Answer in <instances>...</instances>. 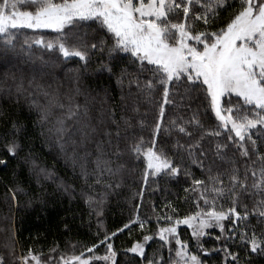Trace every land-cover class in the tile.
<instances>
[{
    "label": "snow or ice",
    "instance_id": "obj_1",
    "mask_svg": "<svg viewBox=\"0 0 264 264\" xmlns=\"http://www.w3.org/2000/svg\"><path fill=\"white\" fill-rule=\"evenodd\" d=\"M228 9L232 11L223 26L212 30L214 21ZM199 24L204 27L198 28ZM23 29H51L57 35L54 39H46L44 35L26 36L19 45L21 48L42 45L64 58L78 57L85 66L93 52L103 55L107 50L109 60L115 59L114 52L130 53L133 64L138 62V73L147 78L141 82L136 76L129 83H135L150 103L153 93L160 92L158 113L151 127L152 139L146 141L141 136L128 145L132 156L142 159L145 164L142 186L133 194V199L141 201L135 205L134 218L78 254H60L56 264H95L97 260L117 264V250L110 239L130 225H139L142 238L136 239L126 252L137 254L144 264H208L202 256L211 257L221 252L223 264H240L239 252L231 250L237 242L242 249L264 254V227L258 232L251 224V218L255 217L264 226V152L261 151L264 146V140H261L264 137V0H0V48L5 52L14 51ZM85 29L94 34L93 39L97 42L85 40L88 34ZM100 33L111 34L110 39L114 42L109 45ZM99 67L109 73L113 71V65L103 60L99 61ZM125 75H128L127 69H121L118 82L122 83ZM180 84L185 86L186 94L195 93L197 98L203 96L205 112L214 113V126L206 127L196 112L188 120L179 117L165 122L166 108L174 103L173 86ZM21 87L22 84L18 85L17 91ZM53 108L62 113L55 119L58 134L65 132L68 120L81 116V105H65L52 99L49 105L40 109L41 121L50 119ZM87 111L85 107V116ZM122 119L131 127V117ZM113 124L119 138L120 123L113 120ZM139 125L145 127V121L140 120ZM89 128L96 131L89 123L82 124L85 139ZM190 128L197 130L198 135ZM173 130L179 135L169 147L162 137L168 134L170 139ZM19 131L20 126L13 123L11 138L7 133L4 135L3 148L10 156H16L21 147L16 138ZM104 135L111 137L112 133L106 131ZM222 135L227 142L216 144L215 156L229 163L231 168L227 172L213 173L212 164L205 165L203 158L207 153L203 144L206 139ZM180 136L185 137L186 142L181 143ZM230 145L235 147L239 158H244L242 175L237 157L225 156ZM115 147L114 155H123L119 144ZM6 163V159H0V165ZM111 164L112 161L105 160L101 165L98 158L95 185L103 182L112 188L111 184L102 181L105 172L115 175ZM185 164L198 165L207 176L194 178ZM122 167L119 165L117 171ZM249 172L253 178L251 183L248 182ZM82 173L86 187L92 189L93 185L87 183L86 166H82ZM181 173L192 179L190 186L183 189L184 197L177 198L183 199L184 203L191 200L196 210L181 215L169 200L162 212L158 213L152 203L153 215L142 216L149 179H175ZM225 175L227 182L223 178ZM19 191L22 189L11 190L12 199H16ZM100 195L98 199L97 194L84 193L85 202L90 207L95 206L97 217L103 215L107 193ZM249 199L253 200L251 207L246 202ZM153 219L157 224L154 232L146 228ZM181 225L191 229L190 239L181 238ZM212 228L218 229L220 235L214 237L212 247H206L205 238L212 235L208 231ZM150 242H156L157 247L148 256L146 247ZM101 246L105 247L104 254L94 255ZM5 247L8 253L7 256L0 253V264H51L54 259L49 255L45 260L43 254L31 248L26 254L17 255L14 241ZM57 251L58 246L50 249V253Z\"/></svg>",
    "mask_w": 264,
    "mask_h": 264
},
{
    "label": "trees",
    "instance_id": "obj_2",
    "mask_svg": "<svg viewBox=\"0 0 264 264\" xmlns=\"http://www.w3.org/2000/svg\"><path fill=\"white\" fill-rule=\"evenodd\" d=\"M231 11L232 9L223 11L220 18L214 21L212 30L223 26ZM203 27L202 24L198 25V28ZM84 31L88 32L86 41L97 42V39H93V33L87 29ZM34 35L54 39L57 34L52 30L23 29L14 51L5 52L0 48V159L7 160L6 164L0 165V253L7 256L8 248L5 246L14 241L17 255L26 254L31 248L43 254L45 260L52 255L54 259L51 264H56L60 254H78L85 247L98 243L105 234L115 232L134 218L135 205L141 201L139 198L133 199V194L142 186L145 164L142 159L137 160L132 156L128 145L141 136L146 141L152 139L151 127L158 113L160 92L153 93L150 103L147 95L135 83H129L136 76H139L141 82L147 78L138 73V62L133 64L130 53L114 52L112 55L115 59L109 60L107 50L103 55L98 51L93 52L85 66L78 57L64 58L52 50L44 49L42 45L33 44L30 49L19 46L26 36ZM99 36L109 45L114 42L110 39L111 34L100 33ZM101 60L113 65L111 73L100 69ZM121 69H127L128 73L122 78V83L118 82ZM21 84L22 87L17 91V86ZM173 87L174 103L166 108V123L179 117L188 120L196 112L206 127L215 125L214 113L205 112L206 102L202 95L197 98L195 93L186 94L183 84ZM45 93L49 95L45 96ZM52 99L65 105H81L80 118L68 120L63 133L58 134L56 131L55 119L62 115L58 108H53L48 121H41L39 118L42 115L40 109L49 105ZM232 100L236 101L234 95ZM85 107L88 109L86 116ZM136 108L139 109L138 112L133 111ZM123 117L132 118L131 127L123 123ZM113 120L120 123L119 138L116 137L117 129ZM140 120L145 121V127L141 128ZM84 122L96 129L95 132L90 128L86 130L87 139L81 132ZM13 123L20 126L16 138L21 147L16 156H10L3 148L4 135L7 133L11 138ZM106 131L112 133L111 137L104 135ZM190 131L197 132L198 135L197 130L190 128ZM178 135L173 130L170 139L168 134H163L162 138L165 139L166 146L170 147ZM180 139L181 143L186 142L185 137L180 136ZM218 142L227 141L222 135L206 139L203 144L207 153V157L203 158L205 165L212 164L213 173L227 172L231 168L229 163L215 156ZM117 144L123 152L119 157L114 155ZM261 151L264 152V146ZM234 155L242 175L244 158H239L235 147L230 145L225 156ZM98 158L101 165L105 160L112 161L111 167L115 175L105 172L102 177V181L111 184L112 188H108L103 182L98 186L94 184ZM119 165L124 167L117 171ZM82 166L87 168V183L93 185L92 189L85 185ZM185 166L190 168L194 178L204 179L207 176V172L198 165ZM223 178L227 182V175ZM191 179L183 173L175 179L150 178L149 188L145 189L141 215H153L152 203H155L158 213L162 212L164 204L169 200L181 215L195 211L191 200L184 203L183 199L177 198L184 197L183 189L190 186ZM252 179L249 172L248 182L251 183ZM117 184L119 187H116ZM13 189H22L17 193L16 199L11 197ZM85 192L97 194L98 199L101 198L100 194L107 193L102 216L97 217L95 206L90 207L85 202ZM246 202L251 207L253 200ZM251 224L256 226L258 232L264 227L255 217L251 218ZM146 228L154 232L157 228L155 219ZM179 231L182 239H190V228L181 225ZM208 231L212 235L205 238V246L212 247L214 237L220 233L215 228ZM141 238L139 225H130L110 239L117 250V264H144L137 254L126 252L136 239ZM237 244L238 242L233 244L231 250L239 252L240 264H248L249 261L251 264H264V254L251 253ZM57 246L58 251L50 253V249ZM156 247V242H150L146 247V254L151 256ZM104 252L105 247L101 246L94 255L102 256ZM164 255L167 256L166 251ZM223 256L221 252L211 257L202 256V259L207 260L208 264H223ZM95 264L104 262L97 260Z\"/></svg>",
    "mask_w": 264,
    "mask_h": 264
},
{
    "label": "rangeland",
    "instance_id": "obj_3",
    "mask_svg": "<svg viewBox=\"0 0 264 264\" xmlns=\"http://www.w3.org/2000/svg\"><path fill=\"white\" fill-rule=\"evenodd\" d=\"M42 30H51V29H42ZM52 31H54V30H52ZM191 230V229H190Z\"/></svg>",
    "mask_w": 264,
    "mask_h": 264
}]
</instances>
